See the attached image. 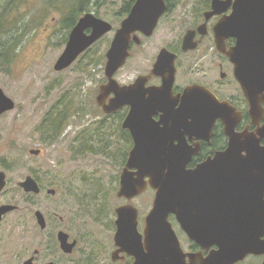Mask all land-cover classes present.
Returning a JSON list of instances; mask_svg holds the SVG:
<instances>
[{"label": "water", "instance_id": "1", "mask_svg": "<svg viewBox=\"0 0 264 264\" xmlns=\"http://www.w3.org/2000/svg\"><path fill=\"white\" fill-rule=\"evenodd\" d=\"M230 2L212 0V13L222 12ZM232 8L230 18L216 27L215 35L217 38L230 35L237 40L236 47L227 55L234 64L235 78L243 90L249 104V114L255 122L254 119L262 112L260 104L264 102V0H235ZM164 12L165 6L161 0H137L131 13L116 30L105 55L104 72L108 83L101 87L97 97V103L105 113L126 105L127 88L117 89L113 76L129 56L130 34L138 30L150 36ZM88 30L90 32L86 33ZM111 31L112 26L108 22L93 14H84L70 31L54 70L60 72L70 67ZM193 48L186 35L183 50ZM168 55L166 50H162L155 68ZM110 91L119 94L117 102L114 104L109 101L105 105V96ZM149 102H161V97L153 96ZM14 106V102L0 89V115L12 111ZM182 106V114L176 116L192 118L189 124H184V119L176 127L162 122L164 127L158 129L142 122L143 115L135 117L132 129L134 147L120 174L117 196L129 200L147 187L154 191L152 209L145 219L144 234L153 241L149 243L162 245L174 241V234L166 221L167 215L172 213L189 238L201 246L208 243L217 247L207 258L208 264H235L249 254L261 255L264 264V239L261 240L264 236V192L251 188L255 183L264 182V145L259 144L260 140H264V125L256 131L258 138L245 133L237 134L234 129L236 120L230 118L233 109L226 103L221 105L201 86L184 90ZM166 114L170 113L166 111ZM149 116L146 115L147 118ZM216 117L225 122L224 131L228 138L226 149L195 169H186L190 155L186 153L182 140H178L180 143L177 146L172 144L176 134H180L181 129L184 133L209 129ZM226 117L230 119L229 122H226ZM208 121L209 127L206 126ZM129 124L130 117L125 119L122 127L128 128ZM28 153L37 156L40 151L30 150ZM18 186L25 192H39V186L31 176L25 177ZM4 187L5 174L0 173V191ZM13 209L11 205L0 206V221L4 214ZM116 213L117 238L126 235L128 231L135 233V209L124 206L117 209ZM151 257L161 258V248ZM136 258V264H143L141 256Z\"/></svg>", "mask_w": 264, "mask_h": 264}, {"label": "rangeland", "instance_id": "2", "mask_svg": "<svg viewBox=\"0 0 264 264\" xmlns=\"http://www.w3.org/2000/svg\"><path fill=\"white\" fill-rule=\"evenodd\" d=\"M132 0H90L86 13L108 22L112 31L100 38L67 69L60 72L54 65L62 54L72 28L61 23L62 3L50 0H0V89L14 102V109L0 115V172L7 179V191L0 204L60 205L59 212L76 214L74 225L88 239L107 241L110 232L106 224L113 210L126 203L116 197L119 175L128 153L125 132L116 120L105 119L97 105L100 83L105 76V55L125 17V8ZM175 4V20L165 23L142 46L131 49L132 57L125 61L116 75L128 80L135 67H144L150 56L162 44H171L182 31L181 23L196 15L205 0H171ZM75 0H66L71 5ZM7 5V6H6ZM77 23V22H76ZM10 49L7 56L6 52ZM186 65L194 59L185 61ZM70 101L71 107L55 106ZM49 113H64L61 134L52 139ZM95 125V128L93 126ZM91 132L81 141L76 139ZM61 130H57L59 133ZM78 133V134H77ZM76 138L73 139V136ZM30 150H39L37 156ZM126 154V155H125ZM6 166V167H5ZM31 176L44 189L55 190L54 200L41 195L26 198L17 183ZM154 192L147 190L131 202L141 209L151 206ZM82 208L83 210H81ZM17 214L5 218L0 226V251H11L14 237L21 235L16 225ZM112 219L113 216H112ZM26 219V225H29ZM102 222V223H101ZM105 225H99V224ZM257 264L249 259L244 264Z\"/></svg>", "mask_w": 264, "mask_h": 264}, {"label": "flooded vegetation", "instance_id": "3", "mask_svg": "<svg viewBox=\"0 0 264 264\" xmlns=\"http://www.w3.org/2000/svg\"><path fill=\"white\" fill-rule=\"evenodd\" d=\"M136 1L132 0L128 3L125 8V17L131 13ZM234 1L231 0L228 7L222 12L212 13V0H205L203 8L196 15H190L187 20L180 24L182 31L179 37L171 44L160 45L144 67H135L132 75L126 81L116 77L124 65L114 74L113 80L117 84L115 87L119 90L123 87L127 88L126 105L110 113H105L103 107L98 103L97 105L105 119H115L116 124L125 132V140L128 144L126 153L128 155L134 147L132 129L134 130V119L137 115H143L142 122L156 126L158 129L163 128L164 124L171 127L179 126L183 119L184 124L192 122L190 117L176 116V114H182L184 108L182 106L184 90L192 86L203 87L221 105L226 103L228 107L233 109L230 118L232 121L236 120L234 129L237 134L245 133L257 137V129L264 125V102L260 104L261 115L256 117L255 122H253L249 114V104L234 75V64L227 55L236 47L237 40L230 35L223 38H217L215 35L216 27L230 18ZM161 2L165 6V12L158 18L151 35L145 36L143 32L138 30L130 34L127 60L133 58L131 54L133 47L142 46L143 40L150 39L165 23L175 20V17H168L172 16L177 3H173L171 0H161ZM89 32L90 30L86 31V33ZM186 35L189 36L190 45L194 48L184 51L183 42ZM162 50H166L169 55L163 63L155 68ZM189 58L194 59V66L192 62L186 65L185 61ZM170 79H172L171 82ZM107 83V78L100 83L97 97L101 87ZM162 89L164 90L161 91ZM118 95L113 91L108 92L105 96V105H108L109 101L116 104ZM153 96H160L161 102H151L150 104L149 100ZM166 111L170 114H166ZM147 114H150L148 118L146 117ZM128 117H130V124L128 128L124 129L122 125ZM225 120L226 122L230 121L228 117ZM206 126L209 127V121ZM58 129L61 130V127ZM224 129L225 122L216 117L209 129L193 133H184L181 129L180 134H176V139L173 140L172 144L177 146L182 140L186 153L190 155L186 169H195L198 165L213 159L217 153L226 149L228 138ZM139 130L142 133L140 127ZM90 133L87 129L83 135L77 136V133L73 139L77 136L78 139L76 140L81 141ZM259 144L263 146L264 140H260ZM34 180L37 182L36 179ZM7 184L5 176V187L0 191V198L7 191ZM37 184L39 186L38 193L25 192L18 186V183L17 188L26 198H38L41 195L47 201L55 199L54 189H44L38 182ZM256 188L264 192V182L258 183ZM147 190H149L148 187L141 194L129 200L118 197L116 194L117 198L126 203L116 207L113 210V215L110 213L111 217L105 222L106 225L97 223L105 225L106 230L110 232L111 235L107 241L88 239L85 233L80 235L79 229L74 225V221L78 220L75 217L80 216L79 210L76 214L68 215L59 212L60 205L30 203L23 205L26 207L25 212H27L24 213L20 204H0V206L11 205L14 207L12 211L1 217L0 226L6 217L17 214L16 225L22 230L21 235L14 237L17 241L12 244L11 251H0V264H136V256L142 257L143 264H208L207 258L217 250V247L208 243L201 246L189 238L175 214L171 213L166 217V221L174 234V241L170 244L164 242L162 245L161 243H149L153 241L150 237H146L144 231L145 219L152 209V204L151 206H144L143 209L131 204L133 200L138 199ZM262 201L264 202V195ZM124 206H131L136 211V232L128 231L126 235L117 238L118 226L116 221L118 215L116 210ZM26 219H29V225H26ZM262 239L264 236L261 237ZM160 248L161 258L151 257ZM176 255H178L177 259ZM249 259L256 260L257 264H262L263 261L261 255L249 254L235 264H244Z\"/></svg>", "mask_w": 264, "mask_h": 264}, {"label": "trees", "instance_id": "4", "mask_svg": "<svg viewBox=\"0 0 264 264\" xmlns=\"http://www.w3.org/2000/svg\"><path fill=\"white\" fill-rule=\"evenodd\" d=\"M65 1L66 0H50V2H55L56 5L57 3H60V2L62 3L59 6L57 5V7L62 11L61 13L62 26L67 30V29L73 28L76 25V22L78 21L81 13L87 12L86 10L88 9L87 6L90 0H75V2L69 6L68 5L65 6L63 4V2ZM1 33H2V23H0V34ZM9 51L10 49H8V51L6 52L5 57L7 56ZM63 106L67 108L71 107L70 101L66 103H64L63 101H59L55 107L58 108V107H63ZM48 116H49V120H45V122L51 125L50 126L51 129L49 130H51L52 139H54V137L59 136L61 134L62 130L59 133H57V130H58L57 127L62 125V118H65L66 115L62 113L61 115H59V117H57V114L49 113Z\"/></svg>", "mask_w": 264, "mask_h": 264}, {"label": "bare ground", "instance_id": "5", "mask_svg": "<svg viewBox=\"0 0 264 264\" xmlns=\"http://www.w3.org/2000/svg\"><path fill=\"white\" fill-rule=\"evenodd\" d=\"M250 182H252V181H250ZM254 182H255V181H254ZM262 182H263V181H262ZM256 187H257V184H256V185H254V186H253V187H251V188L253 189V188H256Z\"/></svg>", "mask_w": 264, "mask_h": 264}]
</instances>
